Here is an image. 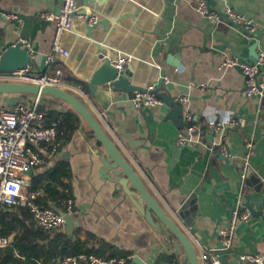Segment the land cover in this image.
Wrapping results in <instances>:
<instances>
[{
    "label": "crops",
    "instance_id": "0c3cea01",
    "mask_svg": "<svg viewBox=\"0 0 264 264\" xmlns=\"http://www.w3.org/2000/svg\"><path fill=\"white\" fill-rule=\"evenodd\" d=\"M96 1L77 0V5L97 19L108 18V29L116 24L115 31L107 38L108 29L100 25L89 38L85 19L77 15L74 29L62 35V45L69 54L56 55L50 71L61 67L67 80L74 77L87 82L106 56L112 62L130 56L131 83L161 89L176 101L186 97L183 114L190 111L203 131L210 120L236 114L239 124L221 130L211 140L208 134L200 137L208 143L222 138L232 154L229 159L207 143L178 145L182 127L168 117L171 107L165 102L140 110L132 101L133 92L109 84L99 86L94 94L87 91L89 97L76 88L75 82L68 80L64 87L91 110L149 192L191 237L200 256L204 249H217L223 264H247L241 262V254H264V100L245 92V78L239 68L224 66L228 56L249 55L250 44L243 28L226 22L214 24L200 12L198 0H173L169 5L165 0ZM59 4L60 0H0L1 9L24 14L56 11ZM226 6L255 19V34L260 36L258 53L264 51V0H216V10ZM3 28L0 20V53L19 40V30ZM53 34V22L33 24L28 42L37 55L38 71L46 69L44 59L52 52ZM96 42L102 44L103 51ZM35 96L24 95L22 101ZM0 105H5L3 94ZM40 108L47 112L46 125L54 122L48 118L49 111L78 117V126L67 140L60 136L55 155L50 148H42L49 164L27 174L31 181L32 175L45 172L60 159L68 160L78 235L82 239L90 237L91 246L98 247L105 241L130 252L132 261L126 264H137L134 256L146 264H156L163 254H175L179 264H187L185 253L176 250L164 233L149 224L118 185L103 178L104 149L89 125L57 97L40 95ZM143 113H153L152 119L147 121ZM247 138H253V147L250 169L243 179ZM240 197L249 200L259 213L238 226L233 246L224 250L219 248L218 233L228 226ZM20 234L17 227L10 232L13 241Z\"/></svg>",
    "mask_w": 264,
    "mask_h": 264
},
{
    "label": "built area",
    "instance_id": "2783aa9c",
    "mask_svg": "<svg viewBox=\"0 0 264 264\" xmlns=\"http://www.w3.org/2000/svg\"><path fill=\"white\" fill-rule=\"evenodd\" d=\"M198 9L207 16L211 22L218 24L226 22L241 26L245 36L254 38L256 22L254 18L246 17L232 6H226L222 10L212 9L206 0H198ZM79 11L77 0H60L59 13L53 10H41L38 16L44 20L54 23V34L51 41L52 52L45 59L46 69L38 71L36 68L37 55L32 49L28 40H25V48L29 51L33 64L25 68L16 69L12 72L0 75L2 81L26 82L41 86L65 87L68 80L61 67L50 71L56 55L67 56L69 51L62 45V35L74 29L76 12ZM8 19H13L16 14L7 13ZM86 19L87 15H81ZM97 21L95 15L90 14L89 23ZM2 52L0 53V58ZM132 58L124 56L113 64L119 73L131 68ZM225 67H237L241 70L245 81L244 90L248 95H256L264 100V51H260L253 62L240 61L237 56H228L224 61ZM79 91L89 97V93L79 85H75ZM186 97L178 99L180 103L186 102ZM132 101L136 108H152L163 103L162 98L151 88L135 91L132 94ZM47 112L40 108V95H36L30 101H21L14 106L0 105V211L5 206L21 204L26 206L32 213L36 225L49 232H56L64 226L65 218L56 204L43 205L38 201V196L42 190H31L30 177L27 172L39 166H47L49 158H46L42 148H50L51 154L55 155L59 147L61 132L58 130V121L50 125L45 124ZM184 127L180 130L176 143L178 145H196L207 143L218 150L226 158H232V154L227 143L222 139H214L211 143L205 142L201 135L217 134L221 130L239 124L240 120L236 114L229 113L227 116L217 117L208 122L206 130L198 124L190 111L183 114ZM197 134V135H195ZM246 152L241 166V177L246 178L250 169V151L253 147V138H247L245 142ZM73 200H69L66 213H72ZM252 217L250 209L242 197L239 198L229 221L228 226L222 228L219 233V241L222 249L227 250L233 246L236 229L242 223H248ZM13 242V237L0 235V248ZM216 250H203L202 257L211 256L213 264H223ZM131 256H110L97 255L94 253H79L72 255L58 256L54 264H126ZM242 263L264 264V254L245 253L240 255ZM156 264H177L176 260L161 261Z\"/></svg>",
    "mask_w": 264,
    "mask_h": 264
},
{
    "label": "water",
    "instance_id": "95a60500",
    "mask_svg": "<svg viewBox=\"0 0 264 264\" xmlns=\"http://www.w3.org/2000/svg\"><path fill=\"white\" fill-rule=\"evenodd\" d=\"M172 1L173 0H165V5H169ZM206 1L212 9H215L216 0ZM96 2L101 3L100 0H97ZM59 9L60 4L57 6L56 13H59ZM10 12L15 13L16 17L8 19L6 14ZM10 12L0 8V20L4 22L3 30H19V40L8 44L7 48L2 52V56L0 58V75L12 72L16 69L25 68L27 65L35 62V59L32 58L27 48H25L24 41L28 40L34 23L39 22L40 24H43L49 22L40 18L37 14H24L15 11ZM84 14L87 15L84 23L86 27V34L89 38L94 37V30L100 25H102L105 29H108V18L97 19L95 23L90 24L88 22L90 14H88L85 9L77 11L75 15ZM116 27V24H114V26L108 29L109 33L107 38L115 31ZM254 37L256 40L253 42L252 39L245 36V39L248 40L250 44L249 55L246 58L240 56V61H247L251 63L258 56L260 36L255 34ZM96 44L99 50L103 51L102 44L100 42H96ZM113 62L109 56H106L101 65L87 82L74 77H68V80L75 82V84L93 94L99 86L104 84H109L114 88H119L126 92H135L147 89L132 84L129 71L125 70L122 73H119ZM153 91L162 98L163 102L171 107L168 117L174 120L178 126L183 128L185 123L183 122L184 107L182 103L176 101L169 93H165L161 89ZM0 94L4 95V103L7 106H14L20 103L23 96L27 94L50 95L68 103L71 108L89 125L94 137L104 149V154L101 158L103 163V166L101 167L103 178L118 185L120 190L124 191V193L130 198L137 210L145 216L149 224H151L159 232L164 233L168 237V242L175 246L176 250H181L185 253L187 264H213L212 257L210 255L207 257L199 255L198 249L191 237L165 212L161 204L147 189L143 178L125 158L117 144L105 132L99 120L79 97L67 89L59 86H41L38 84L6 80H0ZM143 114L147 121L151 120L153 117V113ZM213 135L214 134L208 135V138L211 140ZM27 174H32V170L28 171ZM246 206L250 209L252 215H257L259 213L253 208L249 200L246 201ZM61 214L64 215L65 224L63 227L58 229L57 232L64 233L72 237L74 235L75 224L77 222L75 221L72 213L61 211ZM30 223L33 226H37L34 220H31ZM37 227L40 228L39 226ZM221 247L222 244H220L219 248ZM133 261L137 264H146L141 260V258H139V256H134Z\"/></svg>",
    "mask_w": 264,
    "mask_h": 264
},
{
    "label": "trees",
    "instance_id": "16d2710c",
    "mask_svg": "<svg viewBox=\"0 0 264 264\" xmlns=\"http://www.w3.org/2000/svg\"><path fill=\"white\" fill-rule=\"evenodd\" d=\"M50 121H58L60 136L65 141L78 126V117L73 113H57L49 111ZM49 125V124H48ZM71 166L66 159H60L45 172L32 175L31 190L43 189L38 201L47 206L56 204L60 211L67 212L69 200H74L70 179ZM30 210L21 204L5 206L0 211V235H9L14 228H20L21 234L9 245L0 248V264H54L60 255L79 253H94L97 255L130 256L131 253L118 247L100 241L98 247L90 245V237L82 239L75 230L71 237L64 233L49 232L33 226ZM92 237V236H91ZM166 260H176L175 254L159 256L156 263ZM132 261V259H130Z\"/></svg>",
    "mask_w": 264,
    "mask_h": 264
}]
</instances>
